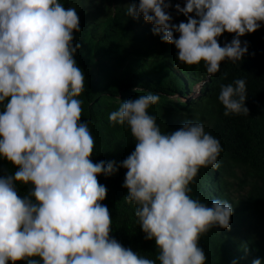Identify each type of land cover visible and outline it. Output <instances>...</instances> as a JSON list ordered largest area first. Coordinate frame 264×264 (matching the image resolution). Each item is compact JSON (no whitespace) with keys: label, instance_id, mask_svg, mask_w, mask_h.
<instances>
[{"label":"clouds","instance_id":"1","mask_svg":"<svg viewBox=\"0 0 264 264\" xmlns=\"http://www.w3.org/2000/svg\"><path fill=\"white\" fill-rule=\"evenodd\" d=\"M170 7L171 0H139L127 15L142 16L154 36L175 47L179 64L203 62L210 77L225 60L241 61L248 47L240 38L264 24V0H184L175 5L186 17L179 24ZM76 32L77 10L59 0H0V158L15 168L0 176V264H205L200 239L213 228L229 230L233 208L189 193L201 168L220 167V142L199 121L162 133L148 112L156 94L122 101L108 119L127 126L135 141L119 165L124 200L158 255L144 258L111 238L112 216L101 203L107 188L98 176L117 166L91 159L95 140L80 122L85 75L75 59ZM224 33L234 38L221 46ZM246 98L243 79L221 85L224 116L248 115ZM17 184L30 185L28 195H19Z\"/></svg>","mask_w":264,"mask_h":264},{"label":"trees","instance_id":"2","mask_svg":"<svg viewBox=\"0 0 264 264\" xmlns=\"http://www.w3.org/2000/svg\"><path fill=\"white\" fill-rule=\"evenodd\" d=\"M59 2L76 10L87 3ZM132 3L139 0H114L112 6L102 8L97 5L90 20L79 18L80 32L74 33L73 41L80 45L75 59L85 75L84 92L78 97L82 102L80 122L88 124L95 140L91 159L93 163L115 161L117 166L109 177L98 176L107 188L101 203L112 216L110 237L144 258L155 260L158 255L154 241L144 239L134 206L124 200L126 170L119 165L134 151L135 141L127 126L111 125L108 119L122 101L152 93L159 101L148 112L162 133L178 129L187 120L199 121L223 149L218 157L220 167L201 168L190 185L192 198L209 205L219 198L233 208L229 230L213 228L201 237L205 264H252L255 259L264 264V29L241 37V44L246 42L248 47L242 60H225L219 72L210 77L203 62L191 67L179 64L175 47L154 36L152 25L142 16L130 18L127 6ZM233 38L234 34L224 33L218 42L223 46ZM237 79L245 81L249 112L226 117L218 100L220 88ZM198 82L197 93L187 95ZM14 172L15 168L0 158V176ZM230 179L237 181V188ZM16 187L23 197L31 186ZM241 189V194L233 195Z\"/></svg>","mask_w":264,"mask_h":264},{"label":"rangeland","instance_id":"3","mask_svg":"<svg viewBox=\"0 0 264 264\" xmlns=\"http://www.w3.org/2000/svg\"><path fill=\"white\" fill-rule=\"evenodd\" d=\"M86 1H87L86 5H84L83 7H79L77 9L79 18L85 17L86 22L90 20V17H91L90 14L94 12V9L97 5L102 8L103 5L112 6L114 4V0H86ZM171 3H172V7H170L167 11L172 16V21L173 22L175 21L186 22V17H184L181 14H178L175 11V5L177 3H179L181 7L184 6V0H171ZM101 13H102V10L99 11L98 15H100ZM260 28L264 29V24H261ZM199 88H200V82L194 83L193 85H191L190 87L191 91H189L187 95H190V94L195 95V93H197ZM230 182L233 184V186L235 185V187L237 188V185H236L237 181L230 179ZM241 193H242V189L239 191V193L234 191L233 195L236 196L237 194H241Z\"/></svg>","mask_w":264,"mask_h":264}]
</instances>
